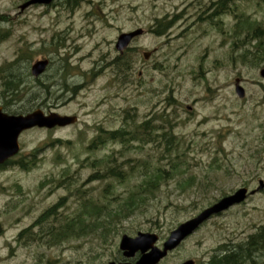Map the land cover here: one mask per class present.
Segmentation results:
<instances>
[{"label":"rangeland","instance_id":"rangeland-1","mask_svg":"<svg viewBox=\"0 0 264 264\" xmlns=\"http://www.w3.org/2000/svg\"><path fill=\"white\" fill-rule=\"evenodd\" d=\"M26 1L0 0V69L19 60L23 79L35 90L39 85L30 68L47 59L51 65L38 80L53 95L42 99L37 92L28 101V88L16 100L7 99L4 108L0 79V108L8 115L39 109L78 121L22 133L14 160L34 153L36 165L29 171L13 164L0 168V264H107L122 257L118 245L123 235L155 234L161 246L179 224L219 199L240 188L254 191L264 182V81L259 75L264 66L242 60V37L234 34L238 19L229 14L209 18L216 0H81L76 8L57 0L49 8L20 11ZM236 11L264 27V0L239 2ZM168 22L171 27L161 35L154 32L156 23ZM137 29L143 35L123 54L130 70L121 74L112 65L119 56L116 40ZM143 53H150L147 60ZM235 80L244 91L241 99ZM146 121L169 131L172 153L166 155L161 139L107 141L97 150L89 148L102 130L135 132ZM109 156L126 173L136 162L169 169L171 157L178 174L141 211L109 232L106 242L98 235L51 248L16 241L61 198L60 215L76 212L79 192L118 210L138 175L123 184L90 180L97 169L91 164ZM263 224L264 189L206 221L159 264L205 262L220 245L241 242Z\"/></svg>","mask_w":264,"mask_h":264},{"label":"trees","instance_id":"trees-1","mask_svg":"<svg viewBox=\"0 0 264 264\" xmlns=\"http://www.w3.org/2000/svg\"><path fill=\"white\" fill-rule=\"evenodd\" d=\"M80 1L67 0L66 2L68 8H76ZM242 1L245 0H216L213 2L211 8L212 15L209 18L229 14L238 19L239 24L236 25L234 34L241 35L242 37V60L244 62H252L258 65L257 67L264 66V27L237 13L238 3ZM246 1L249 2L250 0ZM170 25V22L159 26L156 23L154 32L161 35L162 30L168 29L171 27ZM124 55L118 56L112 62L113 67L121 74H126L130 70V60H125ZM18 63L19 60H15L0 69L1 95L6 100L4 101V108L7 107V99L10 101L16 100L17 98L15 97L20 95L23 90L27 91L28 88H31V92L27 93L30 96L28 99L25 98L28 101L31 98L35 99L37 92L43 94L42 99L48 95H53L49 93V86L41 82L39 83V80L36 81L40 87H36L35 90L29 87L22 77L21 71H23V67L21 66L22 68H20ZM68 89L73 92L75 86H70ZM128 125L129 123L126 122L125 126L128 127ZM102 131L91 140L90 149L97 150V148L104 146L107 141H118L120 144H129L133 140L148 139L149 142L155 141L156 143L161 139V142L165 145L164 151L166 155L174 151L173 147L175 144L169 131L167 129L164 130L165 132L161 131V128L153 126L149 121L137 126L135 132L125 130L124 127L118 130ZM158 131H160V134H155ZM178 156L176 154L175 158L177 159ZM168 158L169 169L161 167L148 168V166H145V162L141 164H137L136 162L129 165V173H126V170L119 167L112 156L100 160L97 164L96 162L92 163L91 166L97 168L96 172L89 178L92 181L112 179V181L123 184L130 176L138 175V181L128 191L126 201L119 205L118 210L112 211L111 206L99 204L98 200L94 198H87V196L84 198L82 192H79L78 201L80 203L76 212L70 216L60 215L58 210L64 206V200L61 198V201L57 205L45 210L31 227L20 232L16 241L24 243H30V241L41 242L43 246L51 248L69 240L98 235L102 241L106 242L109 232H115V227L134 216L137 211H141L146 203L155 198L159 187L178 174V163H172L171 157ZM35 161L36 158L33 153L28 158L10 160L6 165L13 164L23 170L29 171L36 165ZM100 168L101 173L98 171ZM66 184L64 183L63 186ZM110 201L115 203L113 197ZM35 227H37L38 232H33ZM119 259L121 257H116L114 261H118ZM197 264H264V224L257 227L253 233L241 242L220 245L207 261Z\"/></svg>","mask_w":264,"mask_h":264},{"label":"water","instance_id":"water-1","mask_svg":"<svg viewBox=\"0 0 264 264\" xmlns=\"http://www.w3.org/2000/svg\"><path fill=\"white\" fill-rule=\"evenodd\" d=\"M53 0H28L19 6L23 11L34 5H50ZM143 31L137 29L130 33H122L115 43V50L122 54L132 40L141 36ZM150 53H143V58L148 59ZM47 60L35 62L30 73L34 78L40 77L46 70ZM264 80V69L259 72ZM235 94L238 98L244 97V91L239 85V80L234 83ZM77 122L75 116H61L56 113L44 114L37 109L25 115H8L0 108V165L19 153L20 147L18 138L24 131L34 128L51 130L53 128H63L71 126ZM264 189V182L260 181L256 190L248 192L246 188H240L236 192L219 199L212 206L203 210L196 217L179 224L168 235L167 239L158 247L159 238L155 234L138 232L134 237L123 235L119 241L118 250L123 261H111L107 264H159L169 253L177 249L181 243L191 236L203 223L211 217L217 216L230 208L243 203L247 196L254 195L255 192ZM137 256V259L132 263ZM181 264H195L192 260H187Z\"/></svg>","mask_w":264,"mask_h":264},{"label":"flooded vegetation","instance_id":"flooded-vegetation-1","mask_svg":"<svg viewBox=\"0 0 264 264\" xmlns=\"http://www.w3.org/2000/svg\"><path fill=\"white\" fill-rule=\"evenodd\" d=\"M53 5H54V3H52L49 7H51V6H53ZM49 7H48V8H49ZM46 8H47V7H46ZM134 40H136V39H134ZM134 40H133V41H134ZM133 41H132V42H133ZM123 54H124V53H123ZM123 54H122V55H123ZM122 55H121V56H122ZM44 60H47V59H44ZM40 61H41V60H40ZM47 61H48V60H47ZM50 65H51V63L48 61L47 68H46L45 72H44L41 76H43V75L46 73V71L49 69ZM41 76H40V77H41ZM40 77H38V78H34V79L38 80ZM68 179H69V176H64L62 180L68 182ZM65 186H66V185H65ZM161 241H162V240H161ZM159 242H160V239H159ZM136 259H137V256L135 257V260H136ZM121 260H122V259H119L118 261H121ZM135 260H133V261L131 260V262L133 263Z\"/></svg>","mask_w":264,"mask_h":264}]
</instances>
